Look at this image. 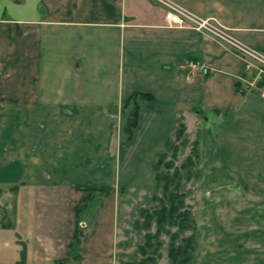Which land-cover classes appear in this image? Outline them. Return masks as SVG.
Instances as JSON below:
<instances>
[{
  "label": "crops",
  "instance_id": "0c3cea01",
  "mask_svg": "<svg viewBox=\"0 0 264 264\" xmlns=\"http://www.w3.org/2000/svg\"><path fill=\"white\" fill-rule=\"evenodd\" d=\"M176 1L264 48V0ZM164 13L153 0H0V187L18 186L15 225L0 223V264L114 263L119 183L129 189L139 170L152 173L181 105L206 113L200 170H237L232 180L264 170V97L237 88L242 58L209 35L164 27ZM194 55L206 71L186 63ZM135 90L155 98L139 99L138 126L121 148V108ZM120 170H132L130 180ZM230 183L240 198L212 204L221 226L196 264L264 255V201ZM95 190L104 200L72 257L78 208ZM159 264H170L167 253Z\"/></svg>",
  "mask_w": 264,
  "mask_h": 264
},
{
  "label": "trees",
  "instance_id": "16d2710c",
  "mask_svg": "<svg viewBox=\"0 0 264 264\" xmlns=\"http://www.w3.org/2000/svg\"><path fill=\"white\" fill-rule=\"evenodd\" d=\"M198 58L194 55L187 60H198ZM241 85L242 83L238 82L236 86L240 89ZM241 91L245 93V90L241 89ZM140 98L154 100L155 96L149 91L135 90L122 105L121 148L132 140L134 130L138 126L142 109ZM193 109L205 118L204 110L197 106H193ZM186 127L182 116L176 119L173 134L166 140L165 150L152 166L151 183L146 187L152 204L139 207L138 217L134 220V229L142 235V240L136 245L135 251L122 260L121 264H159L166 243L170 264H196L200 229L194 207L187 202V198L190 192L188 184L200 176L201 153L200 140L197 139L186 159L178 164L179 147L185 146L188 142L185 137ZM17 188V185L11 186L14 193ZM127 190L126 187H120L119 192L124 193ZM96 191L78 208V224L71 244L72 257L81 256V245L86 235L81 225L83 211L88 209L96 197ZM2 192L0 187V195ZM13 213L15 214V210ZM0 223L10 228L15 225L13 220L6 222L2 220ZM26 253V245L23 244L22 263H25ZM68 260L69 258L59 259L56 260V264H65Z\"/></svg>",
  "mask_w": 264,
  "mask_h": 264
},
{
  "label": "rangeland",
  "instance_id": "374dc122",
  "mask_svg": "<svg viewBox=\"0 0 264 264\" xmlns=\"http://www.w3.org/2000/svg\"><path fill=\"white\" fill-rule=\"evenodd\" d=\"M177 116H179V119L180 116L183 117V121L187 126L185 137L188 139L187 144L185 146H180L178 150V159H180L178 164H180L181 161L185 160L189 155L194 141L200 138L199 126L200 122L203 120V116L199 114L198 117H195L192 105H181L178 108ZM177 143L179 144V141H177ZM126 158L127 160H125L123 164L125 167L124 169H127V165L132 159V157L129 156ZM235 171L237 172V170H200L199 178L188 184L190 192L187 202L194 207L198 227L201 233L199 243V259L209 257L208 252L211 251L210 249L212 247H214L212 245L214 239H217L215 238L216 236H214V234H216L214 231L219 230V228L216 226H221V222L215 223V221L216 219L220 220V216H222V208L219 206L218 209H216V207H214L212 204H221L222 200L227 198H235L236 200L240 198V191L233 190L232 187L229 188L228 186H225V184L230 182V185L232 182L236 183L235 185L239 183H246V187H244V189L249 194L248 199L253 202L255 198L257 199L261 197L264 201V190H262L264 188V170H246V180L242 178L237 180L236 176L235 179L232 180ZM131 172L132 170H120V180H122L121 175H123V177L125 175L126 179L130 180L128 177ZM138 176L135 175L134 179L130 181L133 182V184L131 183L133 187H130L124 193L121 191L119 192L121 185L119 183L116 217L117 227L115 236L113 238L115 260L112 264H121V261L127 258L130 253H133L136 249V245L142 240V235L134 229V220L138 217L139 207L149 206L148 204H152L149 200L150 195L148 194L146 187H144V185L149 182L152 173L151 170H139ZM2 191L3 192L0 195V222L2 220L6 222L14 218L13 212L16 203V197L10 186L3 187ZM96 192V197L92 200L88 209L83 211V220L81 225L84 228L85 233H91L93 231L94 219L105 197L104 190H97ZM260 193H262V195H260ZM100 201L101 204H99ZM2 207L6 208L5 217L3 215V209H1ZM258 211H260V219H262L264 225V202ZM84 222L86 224H84ZM262 236L264 237V235ZM167 246L168 245L166 243L165 247L163 248L162 258H166L168 248ZM262 246L264 245L262 244ZM219 247L221 246H218L217 248ZM248 249L249 250L247 253H256L253 248L250 249L249 247ZM122 253L127 255L122 256ZM219 256H221V252ZM249 261L250 264H264V255L251 256L247 262L249 263Z\"/></svg>",
  "mask_w": 264,
  "mask_h": 264
},
{
  "label": "built area",
  "instance_id": "2783aa9c",
  "mask_svg": "<svg viewBox=\"0 0 264 264\" xmlns=\"http://www.w3.org/2000/svg\"><path fill=\"white\" fill-rule=\"evenodd\" d=\"M164 10V27L184 29L209 35L224 43L244 62V75L239 87L255 91L264 97V48L247 44L234 32L221 24L216 18L202 15L176 0H153ZM196 70L206 71L207 65L202 60H186Z\"/></svg>",
  "mask_w": 264,
  "mask_h": 264
}]
</instances>
